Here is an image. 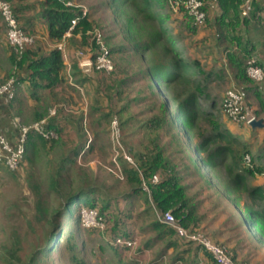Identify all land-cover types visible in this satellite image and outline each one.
I'll return each instance as SVG.
<instances>
[{
	"label": "trees",
	"instance_id": "1",
	"mask_svg": "<svg viewBox=\"0 0 264 264\" xmlns=\"http://www.w3.org/2000/svg\"><path fill=\"white\" fill-rule=\"evenodd\" d=\"M7 1L13 4L20 22L23 21V28L32 35H35V32L27 27L29 16L24 12L30 10L32 5H39L40 10L37 18L42 22V26L48 29L47 38L55 44L54 47L49 48L45 41L35 38V43L28 47L22 56L16 54L10 47L11 51L8 56L11 64L10 75L6 74L0 80V83H2L11 76H15L17 78V89L21 81L28 80L33 88L38 90L33 93V96L40 104L32 111L34 115L32 122L49 118L48 128L56 132V136L50 139H46L35 132L28 134L25 164L27 165L28 162L33 164L41 153L48 156L55 146L68 144V138L72 133L68 131V121H71V117L76 116L79 111L78 104H72L71 100H73L75 92L83 89L81 84L88 79V76L80 67L78 51L72 53L70 49L71 36L66 39L68 56L70 54V65L66 64L65 52L58 49L56 45L62 41L74 19L78 21L72 33H81L83 38L87 37L86 33L92 29L93 22L89 20L87 14L83 15L82 7L74 3L73 0H39L25 6H23V3L27 0ZM217 1L221 12L216 17L214 25L218 34L216 46L222 49V53L226 58V61H221L222 63L209 62L210 54L208 52L201 53L203 49L200 45L205 42V39L194 40V36L199 33L198 28L200 25L184 9L174 12L170 0H110L111 6L118 8L125 18V28L123 30L126 41L130 44V49L140 59L149 62L143 70V75L148 77L149 85L153 90L152 93H155L159 98L158 86L164 85L166 87L168 98L162 102L161 113L151 119L150 126L166 130L165 134L170 137L168 142H165L162 146L155 144V146L148 147L144 152H135L133 156L136 160L130 156L133 159V163L130 165L125 164L126 160L123 156H117V160L122 164V175L126 177L134 190L129 196L133 197L138 193L147 195L145 201L148 207L145 211H140L137 216L141 217L142 213H145L147 220H150V222L142 230L154 231L156 235L151 237L144 245L151 248L152 245L154 246V244L161 243L166 239L167 243L163 246L161 253L173 247V262L182 260L184 264H198V261L195 260V255L187 258L183 250L179 251L177 239L170 237L175 230L161 221L159 214L171 211L183 226L198 229V204L189 195L190 184H197L199 180H196L198 178L205 179L210 171L215 172L226 160L228 174L225 188L228 193H235L232 188L238 189L241 183L245 181L247 175L243 174L242 171L246 173H254L255 171L261 174L264 173V164L255 165L254 162L260 157L264 158V148H259L256 157H254L251 151V142L242 140L226 126L223 120L225 116V95L220 101V96L214 95V89H212V83L218 80L227 81V70L228 68L231 69L236 79L243 84H248L245 92L241 89L246 102L248 103L250 95H254L257 101L254 102L257 104V110H255L254 105L252 107L258 118H264V88L251 79L245 71L246 60L251 56H255L258 63L262 64L258 55L253 53L256 49L255 46L247 41L250 44L243 47L242 37L233 32L241 26L242 22H247V17L241 15V5L244 0ZM192 39L193 42H188ZM232 46L236 47L231 50ZM197 47L201 49L197 52L200 55L192 56L191 49H198ZM125 48L122 44L115 47L114 50L123 51ZM110 49L112 50V48ZM240 50H244L245 53ZM24 68L29 73L27 78L20 76V70ZM83 73L86 74L84 78L81 77ZM131 78L134 80L137 76ZM42 90L47 91V94L43 95ZM16 98L17 92L14 99L8 104H12ZM52 107H58L59 112L57 115L49 117ZM96 107L92 111L94 109L100 111L97 123L102 125V119L110 118L112 111H101V108ZM174 116L178 117L179 124L174 123ZM80 117L83 118V115ZM200 117L207 118L212 124V129L207 133L200 129V132L196 134ZM83 129L84 125H81L78 133L79 138H76L78 140L77 144L74 147L71 146L67 155L62 154L60 163H56L57 169L50 174L49 190L59 198L61 195L65 196L66 202L63 211L60 212L58 207L53 215V228L47 241H61L63 239L64 224L59 223L57 219L63 213L69 220L74 212L73 207L80 204L81 209L87 208L98 211V216L103 220L104 227L109 223H113L114 229L111 231L110 246L119 254L116 249L118 245L115 244V238L117 236L135 237L127 231L126 226L125 229L121 228L122 221L115 216L117 212L122 214L125 210L123 208L114 209L110 202L101 200L98 197V193L102 190L94 185L95 180L91 176L92 174L87 169L85 171V166L80 164L78 157H83L96 148L98 145L96 138H99L97 126H94V131L92 130L93 137L91 140L88 138L86 129L85 133H83ZM257 129L259 128L257 127ZM182 130L186 131L190 142H185ZM121 133H123V129H121ZM196 135H200V140L196 141ZM187 145H191L192 148H187ZM175 147L177 148L176 154L178 152L183 153L187 163L183 159L184 162L178 164L175 158L170 157L169 148ZM192 151L196 152L195 158L191 154ZM247 156L250 157L249 162L251 163L247 161ZM177 157L180 158V156ZM76 167L82 169L81 175L83 176L80 175L82 184L71 193H63V190L66 189V187H63L64 172L68 170L74 172ZM204 169L209 170V172L204 171ZM156 175L159 176L157 182L154 181ZM216 176L220 177L217 174ZM220 180L223 181V178L220 177ZM32 185L38 190L37 210L40 215L47 217L44 194L40 191L41 185L35 182ZM145 186L148 187L147 190L144 189ZM248 193L254 199L264 200L263 193L254 190H249ZM226 207L230 214L237 219V226L245 231L247 239L264 244V209L245 205L234 210L232 204ZM129 215L132 217L131 213ZM152 215L153 218L151 219ZM68 220L66 225L70 226L68 241L71 243V259L75 264H86L84 260L80 259L74 228ZM80 223L83 224L82 221ZM92 227L98 229L95 226ZM177 237L179 236L177 235ZM46 249L48 250V247ZM46 249L42 248L43 251ZM39 252L33 254L29 264H35L38 261L37 255ZM230 254L232 255L231 252ZM232 257L237 260L235 256L232 255ZM117 261L118 264H140L138 260H122L121 257ZM206 261L204 264H218L209 252H207Z\"/></svg>",
	"mask_w": 264,
	"mask_h": 264
},
{
	"label": "rangeland",
	"instance_id": "2",
	"mask_svg": "<svg viewBox=\"0 0 264 264\" xmlns=\"http://www.w3.org/2000/svg\"><path fill=\"white\" fill-rule=\"evenodd\" d=\"M35 1L37 0H29L28 3ZM73 2L80 5L83 11L87 10V17L93 22V27L86 33L87 37L85 38H83L81 33L72 34L69 41L72 53L77 51L86 53L87 47L91 46L92 31L101 29L104 31L109 47L113 50L116 70L111 74H107L97 69L92 74L86 75L83 73L81 75L82 78H84V75L88 76V79L81 84L83 89L73 94L74 101L71 100L72 104H78L79 111L76 116L71 117V121H68V131L72 133L68 138L67 145L55 146L48 156L41 153L33 164L28 162L19 172L9 171L0 162V264H29L31 257L37 251H40L41 254L40 252L38 253V261L35 264H75L71 259V243L68 241L70 226L66 225L68 217H65V214L61 213L57 219L59 223L64 224L63 239L61 241H47L53 228V215L58 207L60 212H62L66 202L65 196L61 195L59 198L49 189L50 174L57 169L56 163H60L62 154L67 155L71 146L74 147L77 144L78 140L76 138L81 125H84L83 133H85L86 129L90 140L93 137L94 126H97L99 138H96L98 140L96 148L87 155L78 157L80 164L85 166V171L87 169L92 174L91 176L95 180L94 185L102 190V192L98 193V197L101 200L110 202L114 209L123 208L125 210L122 214L117 212L115 216L122 221L121 228L126 226L127 231L134 235L137 245L135 247L117 246L116 249L119 252L117 254L115 249L110 246L111 231L114 229L113 223L107 224L106 227H97L98 229L92 226L88 228L85 222L87 221V212L89 213L90 211L86 210L87 208L81 209V205L76 204L73 207L74 212L68 221L74 228L80 259L84 260L86 264H118L117 260L119 257L122 260H136L139 254L149 252L147 257H142L141 261L143 262L141 264H184L182 260L173 262L174 253L172 252V247L161 253L166 241L156 243L151 248L144 245L151 237L156 235L154 231L142 230L150 222V220H147L145 213H142L141 217L137 216L140 211H145L148 207L145 201L147 195L138 193L133 197L129 196L134 190L126 177L122 175V164L117 160V156H123L126 160L125 164L130 165L133 161L129 158L126 159V155L134 158L133 154L135 152H144L148 147L155 146V144L162 146L165 142H168L170 137L165 134L166 130L150 126L151 119L161 113L162 102L168 98L166 87L164 85L158 86L159 98H157L155 93H152L153 90L149 85V79L143 75V70H145L149 62L140 59L130 49V44L126 41V35L123 30L125 28V18L118 8L111 6L110 0H73ZM218 11L220 13V10ZM252 19L263 26L262 17L256 16ZM198 29L199 33L194 36V40L205 39V42L200 45L203 49L201 53L205 54L208 52L210 54L209 62L219 59L222 49L218 48L215 43L216 37L218 38L215 32V25L207 21L206 24L200 25ZM214 32L215 34H211ZM34 34L38 40L45 41L49 48L55 46L46 36L42 35L43 33L41 35L38 33ZM248 35L252 39L258 37V34L253 30ZM194 40L192 39L188 42H193ZM122 44L126 47L125 50H114L115 47H119ZM9 48L4 24L0 19V80L6 74L10 75L11 64L8 56L11 50ZM197 48L191 49L192 56L200 55L197 52L201 49L200 47ZM227 73L226 82L218 80L212 83L214 95H219L220 101H222L225 92L231 87H238L244 92L248 88V84H243L236 79L231 69L228 68ZM135 75L137 78L133 80L131 77ZM248 100V104L251 107L254 105V108L256 107L255 110H257V104L254 103L257 101L254 95H250ZM95 106L101 108V111H112L110 118L102 119V125L97 123L100 111L95 109L92 111ZM254 108L252 107V109ZM81 115H83V118L80 117ZM173 118L175 124L180 123L178 117L174 116ZM198 124L196 134L200 132V129L206 133L212 129V124L207 118L200 117ZM238 127L243 132L242 129L245 126L239 125ZM121 129H123V133H121ZM182 134H184L185 142H190L185 130H182ZM200 138V135L195 137L196 141L200 140ZM187 148L191 149L192 146L187 145ZM176 152V147L169 148L170 157L175 158L178 164L183 163V159L185 160L184 154L179 152L176 154ZM191 154L195 158L196 152L192 151ZM177 156H180L181 159ZM185 163H187V160H185ZM222 170L219 168L215 172L210 171L205 179L198 178L196 181L199 180V183L197 182L192 194L196 190H201V193L208 190V194H210L213 189L207 188L208 182L213 184L215 189L221 191L223 183L216 174L223 178L226 175H222ZM204 171L209 172L206 169ZM81 172L82 169L79 167H76L74 172L73 170L64 172L63 187H66V189L63 190V193H71L73 190H77V187L82 184V181L80 182ZM33 182L41 185L40 191L44 194L47 217L40 215L37 210L38 190L32 185ZM188 184L190 183L188 182ZM190 188H193L192 184H190ZM213 199H204L207 201L203 202L202 206L206 208L205 204ZM130 213L132 217H130ZM150 218L152 219L153 215ZM81 221L83 224L80 223ZM198 230L208 234L206 226L203 224L198 225ZM170 237L177 239L179 250L180 248H186L183 249L185 255L191 249L189 255L195 254L196 261L197 259L200 261L206 260L207 251L202 246L177 237L175 232ZM47 247L48 250L46 249ZM42 248L46 250L43 251ZM158 252L160 253L158 254ZM258 258L260 259V264H264L263 255L258 256Z\"/></svg>",
	"mask_w": 264,
	"mask_h": 264
},
{
	"label": "built area",
	"instance_id": "3",
	"mask_svg": "<svg viewBox=\"0 0 264 264\" xmlns=\"http://www.w3.org/2000/svg\"><path fill=\"white\" fill-rule=\"evenodd\" d=\"M256 1L257 0L243 1L241 5V15L243 17L250 18L252 16ZM69 4H71V2H69ZM170 4L174 12H179L184 9L199 25L205 24L208 16L206 0H170ZM86 14L87 10H84L83 15ZM0 19L4 24L8 44L16 54L22 56L25 50L35 43V36L28 33L23 28L13 4L7 0H0ZM77 21V19L72 21V26L66 31L62 41L58 42L56 45L58 49L65 52L66 61L68 60L66 39L72 36V30L77 24ZM92 34L91 46L88 47L87 52L78 51L80 67L83 72L88 75L92 74V72L97 69L110 74L115 70V62L113 52L105 39L104 31L101 29H94ZM245 71L251 79L264 88V67L258 63L255 56H251L246 60ZM16 92L17 78L15 76H11L5 82L0 83V101L9 103L16 96ZM224 110L228 118L239 125H251V122L258 118L254 109L246 102L243 91L237 87H231L226 91L224 97ZM58 112V107H52L49 117L57 115ZM48 119L49 118H45L30 124H20V136L15 144L9 140L0 126V162L4 164L9 171L19 172L26 164V140L28 134L35 132L46 139L56 136V132L48 128ZM116 123L118 122L116 121ZM127 158L133 161L130 156ZM247 161H250L249 156H247ZM154 181H159L158 175L154 176ZM145 189H148V187L145 186ZM86 210L90 211L89 213L87 212L86 215L87 221H84L88 227H104L102 219L98 216V211L95 209ZM159 218L161 221L171 226L181 239L193 242L205 248L218 264H241L239 261L233 259L229 249L225 245L215 242L202 230L186 228L171 211L159 214ZM115 244L118 246L135 247L137 245V240L135 238L117 236L115 238Z\"/></svg>",
	"mask_w": 264,
	"mask_h": 264
},
{
	"label": "crops",
	"instance_id": "4",
	"mask_svg": "<svg viewBox=\"0 0 264 264\" xmlns=\"http://www.w3.org/2000/svg\"><path fill=\"white\" fill-rule=\"evenodd\" d=\"M28 2L29 0L23 3V6L27 5ZM206 2L208 11V21H210V24L214 25L216 17L220 14L218 11L220 10L219 3L217 0H206ZM39 10V5L38 9L36 5L34 7H31L30 10L24 12L27 16H29V24L27 25V27L35 33H38L40 35L43 33L42 35L47 37L48 29L45 28V26H42V22L39 21L37 18ZM256 16H259V18L262 17L263 26L260 23L253 21L252 18ZM246 21L247 22H242L241 26L237 27L236 31L233 32L237 33V35L242 37L241 39L243 41V47L244 45L246 46L250 43L255 46L256 49L253 51V53L258 55L260 63L262 64V66H264V0H259L257 1V3L254 4V11L252 12V16L250 18H247ZM21 24L23 25L22 20ZM252 30L258 34L257 38L254 37V39H252L249 37L248 33L251 34ZM215 32L217 33L216 29ZM215 32L211 34H215ZM247 41H249L250 43ZM215 43H217V37ZM235 47L236 46H232L231 50H233ZM244 50L240 51L245 53ZM214 61H226L225 55L222 53L221 57H219V59L217 58V60ZM66 64L70 65L69 56L68 60L66 61ZM28 74L29 73L26 68L20 70V76L22 78H27ZM37 91L38 90L34 89L28 80L21 81L17 89V98L12 104L0 101V126L13 144L18 141V138L20 136L19 125L30 124L33 121L34 115L32 111L36 106L40 105L39 102L36 101L33 96V93ZM42 94L46 95L47 91L42 90ZM223 120L226 126L234 134L238 135L244 141L251 142V151L254 157H256V152L259 148H264V127H258L259 129L256 130V128L251 125H243L245 127L244 129H242L243 132H241L238 127L239 124H236L232 120H230L226 114ZM262 158L263 157H260L254 160L255 165L264 164V158ZM226 162L218 167V169L220 168L221 170L223 168L222 175H226L223 177V181H221L223 183H221L223 186L221 191L215 189L214 185L209 183L207 188L213 189L210 194H208V190L207 192L203 191L202 193L200 192L201 190H196L194 194H192L193 189H195V186L197 184H192L193 188H190L191 190H188L189 195L192 196L194 198V201L198 204V225L203 224L204 226H206V231L208 235L215 242L225 245L240 263L260 264V259L258 258V256L263 255L264 257V244L247 239L245 236V231H243L237 226V219L230 214V211L227 209L226 206H230L232 204L234 210L239 209L240 207L245 205L264 209V200L261 201L259 199H254L248 193L249 190H254L256 192L264 194V173L261 174L257 171H255L254 173H246L245 171H242L243 174L247 175L245 181L241 183V186H239L238 189L232 188L235 193H228L225 188L228 174ZM237 170L238 169L236 168V171ZM218 178L220 179V177ZM207 198L214 199L211 202L208 201L205 204V208L202 206V203L206 202L207 200L204 199ZM164 241H166L167 243L166 239ZM183 249L186 248H180L181 251ZM173 250L174 249L172 247V252ZM190 251L191 249H189V252L187 251V258L190 257ZM148 253L149 252H145L143 254L138 253L139 257H137L136 260L140 261L141 264L143 262L141 261L142 257H147ZM194 255L195 254H193V256ZM197 261H199L198 264H204L207 262L206 260L200 261L198 259Z\"/></svg>",
	"mask_w": 264,
	"mask_h": 264
},
{
	"label": "water",
	"instance_id": "5",
	"mask_svg": "<svg viewBox=\"0 0 264 264\" xmlns=\"http://www.w3.org/2000/svg\"><path fill=\"white\" fill-rule=\"evenodd\" d=\"M251 126H253L254 128H257V127H264V118H257V119H254V120L251 122Z\"/></svg>",
	"mask_w": 264,
	"mask_h": 264
}]
</instances>
